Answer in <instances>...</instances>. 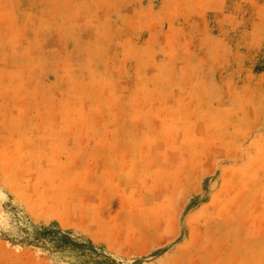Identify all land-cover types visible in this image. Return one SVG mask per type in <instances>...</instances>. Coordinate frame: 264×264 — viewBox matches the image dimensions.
I'll return each instance as SVG.
<instances>
[{
	"label": "rangeland",
	"instance_id": "374dc122",
	"mask_svg": "<svg viewBox=\"0 0 264 264\" xmlns=\"http://www.w3.org/2000/svg\"><path fill=\"white\" fill-rule=\"evenodd\" d=\"M0 264H264V0H0Z\"/></svg>",
	"mask_w": 264,
	"mask_h": 264
}]
</instances>
